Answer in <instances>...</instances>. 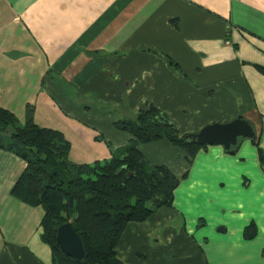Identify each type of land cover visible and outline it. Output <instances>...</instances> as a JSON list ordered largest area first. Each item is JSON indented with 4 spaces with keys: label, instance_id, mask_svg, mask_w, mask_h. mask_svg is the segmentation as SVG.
Returning <instances> with one entry per match:
<instances>
[{
    "label": "crops",
    "instance_id": "1",
    "mask_svg": "<svg viewBox=\"0 0 264 264\" xmlns=\"http://www.w3.org/2000/svg\"><path fill=\"white\" fill-rule=\"evenodd\" d=\"M257 66L264 0H0V107L59 131L70 161L110 159L132 139L123 122L148 106L179 136L237 117L255 134L235 150L199 145L192 155L164 137L139 143L180 181L171 207L125 227L114 249L123 264H264ZM24 168L0 149V264H53L41 208L10 194Z\"/></svg>",
    "mask_w": 264,
    "mask_h": 264
},
{
    "label": "trees",
    "instance_id": "2",
    "mask_svg": "<svg viewBox=\"0 0 264 264\" xmlns=\"http://www.w3.org/2000/svg\"><path fill=\"white\" fill-rule=\"evenodd\" d=\"M256 69L264 75V68ZM158 117L152 106L140 109L133 121L122 125L132 136L128 145L108 160L86 164L68 159L69 142L59 131L38 127L30 118L21 125L0 107V149L25 165L10 194L41 208L40 239L49 247L53 264H123L114 249L125 227L171 207L180 179L162 166L151 165L138 144L164 137L172 144H183L191 155L199 145L179 136L171 123ZM64 223L81 239L85 252L81 263L62 254L55 242L56 230ZM255 234L251 223L243 238L252 240Z\"/></svg>",
    "mask_w": 264,
    "mask_h": 264
},
{
    "label": "water",
    "instance_id": "3",
    "mask_svg": "<svg viewBox=\"0 0 264 264\" xmlns=\"http://www.w3.org/2000/svg\"><path fill=\"white\" fill-rule=\"evenodd\" d=\"M159 117L164 122L168 121L165 114H160ZM185 138L192 140L197 145H220L229 152L230 148L237 146L239 140L253 139L255 134L247 121L237 117L227 123L206 125L197 133L187 135ZM55 242L66 257L77 263L84 260L85 252L81 239L69 223L58 226Z\"/></svg>",
    "mask_w": 264,
    "mask_h": 264
}]
</instances>
